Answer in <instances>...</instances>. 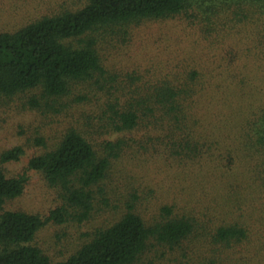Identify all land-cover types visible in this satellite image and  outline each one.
Returning <instances> with one entry per match:
<instances>
[{
	"label": "trees",
	"instance_id": "16d2710c",
	"mask_svg": "<svg viewBox=\"0 0 264 264\" xmlns=\"http://www.w3.org/2000/svg\"><path fill=\"white\" fill-rule=\"evenodd\" d=\"M182 13L207 30L218 15L223 23L254 19L264 27V0H87L75 11L0 32V99L36 91L29 104L39 107L40 101L50 105L65 96L73 83H99L104 71L97 50L100 31ZM138 96L135 104L119 103L114 96L102 107L98 123L106 124L113 140L99 143L85 128H69L52 149L27 161V169L39 172L59 198L45 217L3 209L21 195L26 178L8 177L2 169L20 159L21 147L0 153V264H264V107L228 122L229 128L215 136L192 120L197 96L192 88L161 82ZM139 127L147 131L142 149L152 148L178 165V176L187 180L174 198L158 202L149 214L143 210L148 211L151 197L128 189L120 206L111 208L122 210L117 220L83 233L85 240L72 254L51 260L33 244L36 232L48 222L82 223L101 207L109 210L103 180L111 162L130 147L132 140L124 135ZM198 191L229 214L193 199ZM252 239L262 246L235 260L236 249Z\"/></svg>",
	"mask_w": 264,
	"mask_h": 264
},
{
	"label": "rangeland",
	"instance_id": "374dc122",
	"mask_svg": "<svg viewBox=\"0 0 264 264\" xmlns=\"http://www.w3.org/2000/svg\"><path fill=\"white\" fill-rule=\"evenodd\" d=\"M86 3L87 0H0V32L16 31L41 17L75 11ZM188 14L144 19L100 31L97 50L104 71L99 83H73L65 96L50 105L40 101L39 107L29 104L36 91L0 99V153L13 147L23 150L18 161L4 163L2 169L8 177L26 178L21 195L7 201L4 210L45 217L59 204L56 190L39 172L28 170L27 161L52 149L69 128L83 127L87 137L99 143L114 138L103 121L98 123L102 107L114 96L119 103L129 100L135 104L140 92L161 82L192 88L197 94L190 108L192 120L215 136L229 128L228 122L241 121L249 111L264 107V27L254 19L223 23L218 15L207 30L203 22ZM109 92L113 95L109 96ZM130 133L124 135L125 139L131 138L130 147L111 162L102 183L111 199L109 210L101 207L82 223L48 222L36 232L33 244L51 260H63L72 254L85 240L83 233L117 220L122 210L111 208L113 204L120 206L128 189H139L151 197L148 211L143 210V214H149L158 202L174 198L176 189L187 180V176H178V165L155 154L152 148L142 149L140 140L147 134L144 128ZM196 197L201 198V204L211 202L214 210L223 209L229 214V209L217 205L220 202H213L210 195L198 191L193 199ZM231 217L235 214H222V218ZM259 246L262 244L252 239L238 247L233 258H248ZM201 251L207 255L208 247Z\"/></svg>",
	"mask_w": 264,
	"mask_h": 264
}]
</instances>
